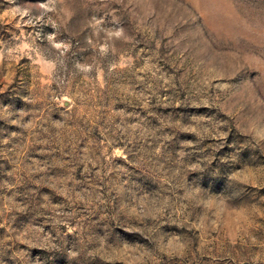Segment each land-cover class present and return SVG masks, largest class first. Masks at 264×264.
Returning <instances> with one entry per match:
<instances>
[{"label": "rangeland", "instance_id": "374dc122", "mask_svg": "<svg viewBox=\"0 0 264 264\" xmlns=\"http://www.w3.org/2000/svg\"><path fill=\"white\" fill-rule=\"evenodd\" d=\"M0 264H264V0H0Z\"/></svg>", "mask_w": 264, "mask_h": 264}]
</instances>
